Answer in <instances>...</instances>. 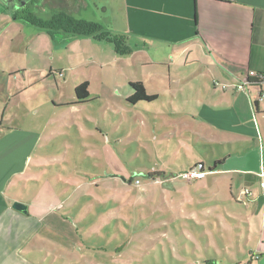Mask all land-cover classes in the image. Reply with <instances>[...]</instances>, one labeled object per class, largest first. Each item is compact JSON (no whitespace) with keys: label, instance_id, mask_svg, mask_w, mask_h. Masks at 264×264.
Returning <instances> with one entry per match:
<instances>
[{"label":"rangeland","instance_id":"rangeland-1","mask_svg":"<svg viewBox=\"0 0 264 264\" xmlns=\"http://www.w3.org/2000/svg\"><path fill=\"white\" fill-rule=\"evenodd\" d=\"M5 24L0 51L29 72L32 83L20 94L25 113L35 108L45 124L41 152L52 162L33 170L39 183L29 180L23 190L35 204L36 232L22 253L2 250V264H204L198 259L207 253L219 259L215 264H247L257 220L243 204L225 201L222 176L214 201L209 167L219 149L193 134V121L168 99L166 80L147 83L155 100L130 103L128 81L144 78L131 53L80 36L53 39L21 21ZM84 81L88 101L58 103L70 102ZM198 161L207 176L184 179L181 172ZM154 170L165 175H146Z\"/></svg>","mask_w":264,"mask_h":264},{"label":"crops","instance_id":"crops-1","mask_svg":"<svg viewBox=\"0 0 264 264\" xmlns=\"http://www.w3.org/2000/svg\"><path fill=\"white\" fill-rule=\"evenodd\" d=\"M24 7L42 19L63 11L127 35L146 93L147 83L166 80L162 85L169 90L167 97L193 121V134L219 149L209 167L215 174L209 183L214 201H220L217 181L222 176L229 198L225 201L243 204L257 220V240L247 264H264V0H0L3 30L6 21L32 25L19 16ZM66 34L72 35L54 31L52 38ZM72 36L71 41L79 37ZM5 61L0 51V259L4 249L15 255V249L22 253L23 245L30 244L39 219L23 190L29 180L39 183L33 170L52 162L41 152L47 140L45 124L35 108L25 113L20 94L32 83L29 72L22 64ZM249 70L262 80L248 76L243 82ZM239 83L243 89L237 88ZM197 163L205 169V162ZM14 201L27 204L26 212L15 209Z\"/></svg>","mask_w":264,"mask_h":264},{"label":"trees","instance_id":"trees-1","mask_svg":"<svg viewBox=\"0 0 264 264\" xmlns=\"http://www.w3.org/2000/svg\"><path fill=\"white\" fill-rule=\"evenodd\" d=\"M19 16L35 26H40L48 30L49 33L54 31H63L72 35L87 36L93 40L106 41L113 44L114 49L119 54L130 53L132 47L127 40V35L114 32L104 26L102 23L85 18L75 17L63 11H56L49 19H42L37 17L30 9L24 7L18 12ZM257 77V78H256ZM263 76H255V80H262ZM130 88V95L127 101L130 103L136 102H151L156 99V95L148 94L145 91L144 85L141 81H128ZM89 100L88 82H80L74 88V97L70 104H80ZM148 177L164 176L165 172L162 170L148 171ZM132 177H128L127 181L131 182ZM212 257V259H209ZM219 261L215 255L207 253L198 262L204 264H215ZM193 262V261H192Z\"/></svg>","mask_w":264,"mask_h":264},{"label":"built area","instance_id":"built-area-1","mask_svg":"<svg viewBox=\"0 0 264 264\" xmlns=\"http://www.w3.org/2000/svg\"><path fill=\"white\" fill-rule=\"evenodd\" d=\"M62 74V73H60ZM248 76H251V77H255L256 76V72L254 70H249L247 73H246V76H244V81H246V78ZM237 88L238 89H243L244 88V83H239L237 84ZM264 93L261 92V95H260V99L263 97ZM206 174V170L203 169L202 167L200 166H193L191 167L190 169H186V170H183L181 172V176L184 178V179H196V178H201L203 177L204 175ZM261 175H263V173L261 172L260 173ZM264 185V182L263 181H260V186H263ZM248 190L245 189V192H247Z\"/></svg>","mask_w":264,"mask_h":264},{"label":"water","instance_id":"water-1","mask_svg":"<svg viewBox=\"0 0 264 264\" xmlns=\"http://www.w3.org/2000/svg\"><path fill=\"white\" fill-rule=\"evenodd\" d=\"M108 175H111V176H118V177H120L122 180H125V176H124V175H119V174H116V173H110V174H108ZM12 206H13L15 209H17V210H19V211H21V212H26V210H27V204L22 203V202H20V201H14V202L12 203Z\"/></svg>","mask_w":264,"mask_h":264}]
</instances>
